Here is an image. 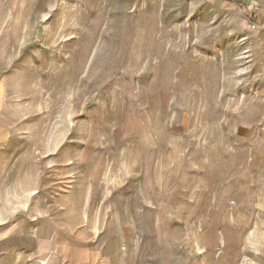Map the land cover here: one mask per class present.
I'll return each instance as SVG.
<instances>
[{
  "label": "rangeland",
  "instance_id": "374dc122",
  "mask_svg": "<svg viewBox=\"0 0 264 264\" xmlns=\"http://www.w3.org/2000/svg\"><path fill=\"white\" fill-rule=\"evenodd\" d=\"M0 264H264V0H0Z\"/></svg>",
  "mask_w": 264,
  "mask_h": 264
},
{
  "label": "trees",
  "instance_id": "16d2710c",
  "mask_svg": "<svg viewBox=\"0 0 264 264\" xmlns=\"http://www.w3.org/2000/svg\"><path fill=\"white\" fill-rule=\"evenodd\" d=\"M229 2H238L239 3V0H228Z\"/></svg>",
  "mask_w": 264,
  "mask_h": 264
}]
</instances>
